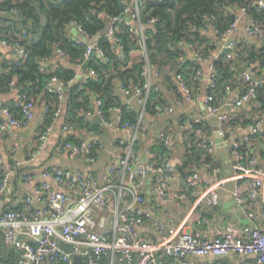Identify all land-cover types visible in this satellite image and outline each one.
I'll return each mask as SVG.
<instances>
[{
	"label": "built area",
	"instance_id": "obj_1",
	"mask_svg": "<svg viewBox=\"0 0 264 264\" xmlns=\"http://www.w3.org/2000/svg\"><path fill=\"white\" fill-rule=\"evenodd\" d=\"M147 1L120 0L121 11L114 16H108L104 11L91 8L90 12L94 16L106 21L104 28L93 38L77 21L67 22L66 27L71 35V41L85 46L81 61L74 64L75 74L69 83L85 82L88 78L98 77L95 71L86 70L84 64L94 57L106 61L104 51L98 44L101 37L109 40L112 49L120 52L122 46L117 37L119 25H123L125 31L132 36L136 49L129 53L127 67L133 62H143L141 66L143 81L141 84L128 87H122L119 83L118 92L124 98L137 103L138 119L135 125L120 124V110L117 108L114 110L119 129L129 132L130 136L118 141L119 159L117 163L107 167L100 177L91 172L55 166L42 170L39 174L42 180L35 187L34 196H26L20 209H9L0 213V230L4 241L8 246L23 251L30 261L37 264L45 261L51 264H74V256L80 257V264H100L103 258H107L110 264H188L189 256L220 257L229 253L249 257L251 264H264V230L250 229L245 230L246 233L228 230L216 238L207 239L199 233L184 230L172 218L168 220L170 225L168 227L161 218L143 208L144 189L149 177L153 179L151 184L153 195L164 202L167 201L166 191L172 183H176L180 191L186 187L194 189L202 185L205 188L207 204L213 207L219 203L218 190L224 187L226 179L221 176L222 171L214 161L215 164L212 165L202 164L212 175L220 177L213 183L205 181L202 183L196 171L188 175L180 174L173 161L177 150L166 134H163L159 140L167 152L165 155L159 159L154 158L147 164L137 162L139 139L145 138L147 131L154 127V123L145 121V105L154 88L153 79L160 78V73L149 63L146 53L148 36L146 28L159 21L157 18L143 20V10ZM252 5L264 12V0H256ZM13 12L9 11L10 14ZM232 14L234 19L223 33H218L213 16L207 14L202 16V30L210 31L215 35L214 45H219L222 50L229 49V53H225L227 59L233 58L237 42L233 39L227 46L220 45V42L224 43L231 38L243 21L244 32L248 38L264 39V28L248 14L246 8L236 9ZM73 31L79 36L90 38L91 42L77 38ZM0 44L12 51L16 61L25 60L26 52L20 43L0 40ZM177 46L185 51L188 50L195 61L208 62L206 73L198 69L194 79L198 82L205 80L206 90L214 88L213 81L216 75L211 62L218 54L211 53L207 58L202 57L197 50H194V45L183 40L178 41ZM119 57L122 61L126 59L123 54ZM55 59L60 63L68 61L66 52L59 46L54 48L50 58L39 63L40 71H48L49 65ZM178 61L186 63L184 57ZM250 68L252 70L248 72ZM250 68L240 73L241 87L226 86L218 94L205 93L201 115L183 116L181 122L185 129V142L189 145H197L199 153L210 155L214 147L213 140L205 139L202 144L198 142L200 137L207 135L209 128L206 122L213 121L211 124L215 126L213 130L215 136L227 143L235 129L241 127V123L232 121V117L224 113L223 109L226 107L241 109L245 104L252 107L253 118L244 126L248 136L242 142L235 141L228 144V150L236 157L233 165L234 173L249 187L246 196L234 191L233 197L242 206L261 199L264 210V169L257 165L252 152L254 141L263 143L264 151L262 125L264 112L258 110L260 104L256 100L258 89L264 86V78L255 76V71H259L258 69L253 66ZM175 78L178 83L177 91H174L172 102L164 99L162 105L155 107L154 111L158 116L171 114L178 104L195 102L199 99V91L187 87L180 74ZM50 82L53 86H47L46 90L59 94V99H62V86L57 78L52 77ZM11 85L13 86V83ZM179 95L181 97H178ZM17 99H20L19 95ZM127 102L123 103L128 109L133 110L134 106ZM96 104L99 106L100 101H96ZM20 106L21 118H15L10 113L9 107L2 110L0 137L9 133L11 129L25 128L32 120L34 103L23 101ZM61 111L60 107L57 108L55 117L60 115ZM99 115L101 117L100 112ZM51 130L52 126L40 130L35 139L32 156L44 149ZM62 130L65 136L59 145L60 152L73 159L82 160L84 164H93L96 161L93 155L96 141L77 138L76 134L80 130L72 123H65ZM68 137L75 138L77 142L66 141ZM21 179L25 183L33 181L30 173H25ZM8 183L9 172L4 168L0 156V196L6 190ZM175 197L181 198L182 193H176ZM201 199L202 196L198 197L195 204ZM248 216L252 218L254 213L249 212ZM141 223L154 225L159 239L148 240L140 235L136 226Z\"/></svg>",
	"mask_w": 264,
	"mask_h": 264
},
{
	"label": "trees",
	"instance_id": "obj_2",
	"mask_svg": "<svg viewBox=\"0 0 264 264\" xmlns=\"http://www.w3.org/2000/svg\"><path fill=\"white\" fill-rule=\"evenodd\" d=\"M254 1L256 0H148L144 6L143 20L157 18L159 21L146 28V53L149 63L160 73V79L167 83L171 81L172 74L174 77L180 74L187 87L199 91L201 82L194 78L195 72L202 70L201 63L191 56L186 58L185 50L177 46L178 41L191 43L202 57H209L214 53L216 45L202 30V16H213L218 33H223L234 19V10L243 7L264 28V12L252 5ZM91 8L104 11L108 16L117 15L121 11L120 0H0V40L18 42L26 52L23 62L12 57L11 60L0 63V93L15 89L20 96V99L6 106L15 118H21V102L34 103L38 98H43L45 119L41 131L52 126L56 109L66 106L67 123H72L78 130L86 127L92 133L97 132L99 128L92 126L86 118L92 112L93 103L96 101H100L98 110L104 121L117 108L120 110V124H136L139 110L137 107L130 110L123 103L118 84L122 87L141 84L143 62H133L127 67L129 53L136 49V44L123 25H119L117 33L122 50L119 52L112 49V43L101 37L98 44L104 51L106 61L94 57L86 64V70L95 71L98 77L88 78L85 82L69 83L75 74L74 64L81 61L85 46L71 41L66 24L70 20L77 21L93 38L104 28L106 21L94 16L90 12ZM11 10L14 12L10 14ZM57 46L66 52L67 63L50 64L48 71H40L39 63L50 58ZM122 54L126 56L124 61L119 57ZM181 57L186 59V63L178 61ZM211 63L216 77L213 81L214 88L207 89L206 94H218L226 86L241 87L242 71L255 64L264 70V39L258 48L254 44L243 46L237 43L232 59H227L225 54H218ZM52 77H56L62 86V99H59V94L46 90L47 86H53L50 82ZM173 88L177 91V87ZM263 89L264 86L260 87L256 96L260 104L258 110L262 112L264 101L260 93ZM164 102V96L158 88H152L145 105L146 115L157 116L154 109ZM66 141L77 142L73 137H68ZM198 142H205V137H200ZM139 146L141 143L138 148ZM99 148L100 145L96 142L93 146V155L96 158ZM153 149L157 154L155 159L167 153L162 142H158ZM183 155L184 161L176 165L177 171L182 175L194 172L189 168L191 164L214 163L211 154L199 153L198 146L189 145L188 142H185ZM102 260L108 261L107 258Z\"/></svg>",
	"mask_w": 264,
	"mask_h": 264
},
{
	"label": "crops",
	"instance_id": "obj_3",
	"mask_svg": "<svg viewBox=\"0 0 264 264\" xmlns=\"http://www.w3.org/2000/svg\"><path fill=\"white\" fill-rule=\"evenodd\" d=\"M205 34L215 41V35L207 31ZM237 43L254 44L259 47L262 40L260 38H248L244 32V21L239 25L237 31L231 36ZM223 50L216 45L214 54H219ZM186 58H190V52L185 51ZM13 57L12 51L8 47L0 44V63L4 60H11ZM60 63L58 59L52 61V65ZM254 68L260 70L255 71V76L264 78V70L260 69L258 64L252 65ZM208 62H202L201 68L206 73ZM250 68V67H249ZM1 71V69H0ZM260 72V73H259ZM170 82H163L162 79H153L155 88L161 92L164 99L172 102L175 95L174 88H178V83L174 75L170 76ZM172 85V86H170ZM206 81L200 83L199 99L195 102H183L174 107L171 114L163 116H145L146 123H154V127L147 131L145 138H140L141 146L139 147L137 162L140 164H147L156 158L157 154L153 147L159 142L161 136L165 133L170 137L171 144L177 152L174 154V164H180L184 161L185 140L184 127L181 119L183 116H199L202 113L203 97L206 93ZM120 96L121 93H120ZM264 101V89L260 93ZM18 98L17 90H12L6 93H0V117H2V110L10 102H15ZM123 101L130 103L134 107H138L134 100H128L122 96ZM66 106H63L61 114L58 115L52 122V130L48 135L46 145L43 150L36 155H31L35 139L41 130L45 119V106L43 98H38L34 102L32 109L33 118L28 126L23 129H11L9 133L0 137V156L3 159V166L9 172V183L6 190L0 196V213L9 209L19 208L26 196H34L35 187L41 182L42 178L39 176L40 172L48 167H66L65 162L71 161L77 165H81L96 176L100 177L105 172L107 167L117 163L119 159L118 141L120 139L128 138L130 133L122 131L118 127V120L116 112L110 114L107 120H103L99 115V110L96 102L93 103L92 112L86 118L92 126H97L99 130L95 133H88L87 128L80 130L77 138L85 140H93L99 143L98 156L96 161L87 165L82 160L71 158L67 154H63L59 150V145L63 140L65 133L62 127L66 120ZM223 112L241 123L240 128L229 137L227 143L215 136L213 132L215 126L211 124L213 121L206 122L209 128L206 140H213L214 147L211 153L212 160L222 171V177H225V184L223 188L218 190L219 203L217 206H210L207 204L205 188L202 185L191 189L184 188L182 191L178 189L176 183H172L166 191L167 201L164 202L161 198H157L151 191L152 178L149 177L144 189V204L143 208L152 212L154 215L166 222L169 227L168 220L170 218L175 220L176 224H180L184 230L192 233H199L202 237L213 239L228 230H235L240 233H246L245 230L260 229L264 230V210L261 199H256L247 203V205H239L233 197V192L237 191L239 195L246 196L248 194V186L244 180H240L234 173L233 165L236 162V157L228 150V144L238 141L242 142L248 136L244 128L246 122L253 118V109L249 104H245L241 109L233 107H226ZM97 119H94V118ZM99 123V124H98ZM264 128V117H263ZM87 130V131H86ZM165 132V133H164ZM252 152L257 160V165L264 169V151L263 143L257 141L253 142ZM185 163V162H184ZM189 168L196 171L202 183H213L220 177L212 175L208 169L202 165L191 164ZM69 168V167H66ZM76 170L75 168H70ZM25 173H30L33 177L32 183H25L21 176ZM204 185V184H203ZM59 190L58 187L54 186ZM176 193H182L181 198H176ZM202 199L198 204L195 201L198 197ZM249 212L254 213V217L248 216ZM137 232L148 240L159 239L157 229L152 224H138L136 226ZM67 248V247H66ZM37 264L30 261L28 256L20 250L8 246L3 238L0 230V264ZM39 264H51L47 261ZM100 264H110L107 260H102ZM120 264V263H115ZM188 264H251L249 257L240 256L235 253H229L220 257L189 256Z\"/></svg>",
	"mask_w": 264,
	"mask_h": 264
},
{
	"label": "water",
	"instance_id": "obj_4",
	"mask_svg": "<svg viewBox=\"0 0 264 264\" xmlns=\"http://www.w3.org/2000/svg\"><path fill=\"white\" fill-rule=\"evenodd\" d=\"M97 38H99V37H97ZM232 40H233L232 38H229L224 43L220 42V45L227 46ZM225 53H229V49L224 48L223 51L221 52V54H225ZM86 64L87 63L84 64V67H86ZM251 70H252V68L248 69V72H250ZM94 119H97V118L95 117ZM64 166L69 167V168H75L76 170H80V171H84V172H87L89 170L88 168H85L81 165H77L76 163H73L71 161L65 162ZM74 264H80V257L79 256H74Z\"/></svg>",
	"mask_w": 264,
	"mask_h": 264
},
{
	"label": "rangeland",
	"instance_id": "obj_5",
	"mask_svg": "<svg viewBox=\"0 0 264 264\" xmlns=\"http://www.w3.org/2000/svg\"><path fill=\"white\" fill-rule=\"evenodd\" d=\"M73 34H74L77 38L81 39L82 41H85V42H91V39H90V38H85V37L79 36L75 31H73Z\"/></svg>",
	"mask_w": 264,
	"mask_h": 264
}]
</instances>
